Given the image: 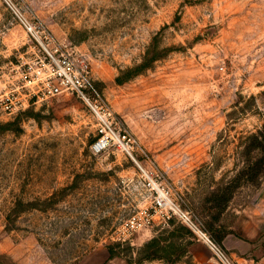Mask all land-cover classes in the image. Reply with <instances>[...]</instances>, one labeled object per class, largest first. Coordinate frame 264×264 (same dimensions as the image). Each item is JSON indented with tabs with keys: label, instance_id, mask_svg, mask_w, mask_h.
<instances>
[{
	"label": "rangeland",
	"instance_id": "obj_1",
	"mask_svg": "<svg viewBox=\"0 0 264 264\" xmlns=\"http://www.w3.org/2000/svg\"><path fill=\"white\" fill-rule=\"evenodd\" d=\"M10 1L87 55L135 157L155 161L215 239L238 230L264 240V0ZM38 54L0 0V95ZM96 138L76 94L11 114L0 106V264H75L100 247L112 252L105 264H194L182 256L200 240L177 218L119 238L152 200L135 163L114 145L95 151ZM155 237L183 254L147 257Z\"/></svg>",
	"mask_w": 264,
	"mask_h": 264
},
{
	"label": "built area",
	"instance_id": "obj_2",
	"mask_svg": "<svg viewBox=\"0 0 264 264\" xmlns=\"http://www.w3.org/2000/svg\"><path fill=\"white\" fill-rule=\"evenodd\" d=\"M5 1L34 39L39 54L33 64L26 63L21 83L12 91L0 95L1 108L11 114L36 101H44L57 95L76 94L96 119L97 138L92 148L101 151L114 145L130 158L137 166L142 183L152 200L151 208L131 214L120 224L117 230L119 238H130L132 234L150 226L156 217L164 222L177 218L196 239L207 245L215 264H239L223 244L209 233L201 217L182 206V196L175 191L173 183L155 161L151 160L150 164L145 165L135 157L134 136L93 84L87 55L57 41L50 33L40 32L10 0Z\"/></svg>",
	"mask_w": 264,
	"mask_h": 264
},
{
	"label": "crops",
	"instance_id": "obj_3",
	"mask_svg": "<svg viewBox=\"0 0 264 264\" xmlns=\"http://www.w3.org/2000/svg\"><path fill=\"white\" fill-rule=\"evenodd\" d=\"M217 240L223 244L239 264L264 262V240H256L248 234L239 233L238 230L220 233L217 235ZM110 256L107 248L100 247L84 255L75 264H105ZM182 257H189L194 264H215L211 251L207 245L200 241L191 242ZM186 262L179 261L178 264H188Z\"/></svg>",
	"mask_w": 264,
	"mask_h": 264
},
{
	"label": "trees",
	"instance_id": "obj_4",
	"mask_svg": "<svg viewBox=\"0 0 264 264\" xmlns=\"http://www.w3.org/2000/svg\"><path fill=\"white\" fill-rule=\"evenodd\" d=\"M146 249L147 257H160L164 258L167 261H172V258L175 254H177V257H179L184 252V249H182V247L176 245L175 243H169L168 245H160V240L157 237L152 238L146 243Z\"/></svg>",
	"mask_w": 264,
	"mask_h": 264
}]
</instances>
